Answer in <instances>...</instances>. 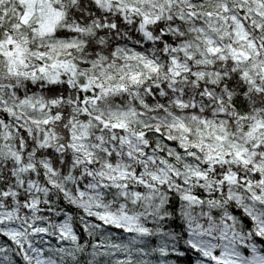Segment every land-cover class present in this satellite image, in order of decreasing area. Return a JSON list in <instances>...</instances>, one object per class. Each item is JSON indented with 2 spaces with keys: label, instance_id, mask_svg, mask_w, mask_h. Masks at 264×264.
I'll return each instance as SVG.
<instances>
[{
  "label": "snow or ice",
  "instance_id": "1",
  "mask_svg": "<svg viewBox=\"0 0 264 264\" xmlns=\"http://www.w3.org/2000/svg\"><path fill=\"white\" fill-rule=\"evenodd\" d=\"M0 264H264V0H0Z\"/></svg>",
  "mask_w": 264,
  "mask_h": 264
}]
</instances>
